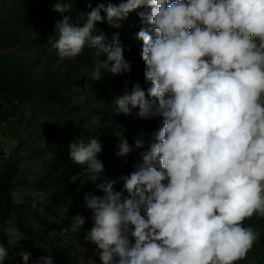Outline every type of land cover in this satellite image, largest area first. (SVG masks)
I'll list each match as a JSON object with an SVG mask.
<instances>
[{"label":"clouds","instance_id":"1","mask_svg":"<svg viewBox=\"0 0 264 264\" xmlns=\"http://www.w3.org/2000/svg\"><path fill=\"white\" fill-rule=\"evenodd\" d=\"M138 9L149 26L137 39L150 87L137 84L117 97L116 113L138 109V118L158 116L163 124L136 170L117 179L105 174L97 138L68 145L82 169L69 182L102 193L84 195L94 222L84 239L97 246L102 264H237L259 237L243 222L264 217V0H126L98 5L82 26L63 15L72 11L70 0H57L56 55L73 60L86 45L98 48L106 59L95 63L96 82L130 72L118 37L105 44L95 25L104 22L101 11L118 28ZM116 135L115 154L125 162L144 147L142 139L133 148L122 131ZM84 224L81 215L72 217L71 231ZM19 255L28 264L31 254ZM7 258L0 245V264Z\"/></svg>","mask_w":264,"mask_h":264},{"label":"rangeland","instance_id":"2","mask_svg":"<svg viewBox=\"0 0 264 264\" xmlns=\"http://www.w3.org/2000/svg\"><path fill=\"white\" fill-rule=\"evenodd\" d=\"M93 2L83 0V5L87 7ZM2 31L11 32L23 46L0 50V77L4 84L0 87V184L9 161L13 172L10 218L3 220L0 210V245L8 250V258L3 264H23L19 255L21 251L31 254L28 264H36L41 257L49 255L53 264H102L97 246L84 239L94 224L92 211L84 205V195L90 192L99 196L102 193L93 184L81 187L80 181L69 182L71 176L82 169L70 159L68 145L79 139L87 141L119 132L115 122L116 108L113 112L108 111L89 90L87 83L78 80L89 77L100 88L109 85L110 81L106 77L94 81L92 71L95 65L87 66L77 57L60 60L53 47L59 37L39 33L24 38L5 15L0 19V33ZM28 51L42 53L43 71L33 69L34 55ZM5 56L9 59L4 60ZM24 66H30V69ZM59 89L63 97L71 99L72 106L56 93ZM45 135L56 139L65 151L63 157L49 152ZM33 179L44 182L51 191L73 187L76 194L61 195V201H57L37 186L27 184ZM122 187V181L115 185L119 191ZM39 193L44 194L43 198ZM26 202L34 215L39 214L48 224L30 216L24 208ZM90 213L92 215L88 217ZM76 215L84 217L85 224L73 233L70 222ZM17 220L33 232V239L16 228ZM50 223L64 228L58 230ZM243 223L246 227H253L259 237L247 258L238 264H264V217L254 215Z\"/></svg>","mask_w":264,"mask_h":264},{"label":"trees","instance_id":"3","mask_svg":"<svg viewBox=\"0 0 264 264\" xmlns=\"http://www.w3.org/2000/svg\"><path fill=\"white\" fill-rule=\"evenodd\" d=\"M92 5L87 7L83 5V0H70L72 3L71 13H64L63 15H71L72 22L74 24L83 25L88 13L96 8L98 5L103 4L107 7L109 4L113 6H119L120 3L126 2V0H93ZM171 2V0H170ZM57 0H0V19L5 15L11 23L15 25V29L21 32V36L29 38L32 35H38L39 33H45L52 38L58 37L56 32V25L62 19L60 13L55 12L54 6ZM144 9H138L129 13L126 20L120 22V27H110L106 21V13L101 11L100 15L104 18V22L97 23L95 28L96 34L103 33L105 36V44L112 45L114 43V37H118V44L123 49V56L127 62H130V72L121 74L119 76H111L105 73L110 84L106 87L100 88L89 77H81L79 82L87 83L89 90L92 91L96 99L103 104L108 111H114L116 108L115 99L125 92L130 93L134 85L139 84L140 87L147 91L150 87L149 83L145 82L144 71L145 65L141 60L142 41L137 39V34L141 29L148 28L149 26L142 22L138 17V12ZM20 40L12 37L11 32L2 31L0 33V50H10L12 47L23 48L22 44H19ZM33 54V69H43V55L42 53ZM9 56H5L4 60L9 59ZM77 59L87 66L95 65L97 60L103 61L106 59V55L103 54L98 48H89L85 46L83 52L77 56ZM25 69H30V66H24ZM43 71V70H42ZM1 75V74H0ZM3 78L0 77V87L3 84ZM63 97V92L59 89V92ZM63 100L72 106L71 99L63 97ZM138 109H133L131 115L125 116L124 114H117L115 122L119 127V132H123L124 138H126L131 146L134 148V142L136 139H142L144 147L135 149L126 158V162L116 156L118 151L117 144L119 143V137L114 133H107L106 135L98 138L102 143V152L98 154L105 166V174L108 179H117L120 176H128L134 172L135 165L140 163V154L145 152L148 146L154 142L155 134L162 127L163 121L160 117H153L152 119H140L136 120ZM77 113V112H76ZM80 117L79 113L76 114ZM126 130V131H124ZM49 152L55 154L58 157H63L65 151L59 147L56 143V139L45 135L44 137ZM12 162L9 161L5 171V175L2 183L0 184V210L3 213V220L10 218L11 210V176H12ZM166 184L167 181H164ZM27 184L31 186H37L38 189L44 194L51 195L55 200L61 201V195L74 196L76 193L73 187H67L60 191H51L47 188L44 182H38L35 179L30 180ZM91 184V183H90ZM116 191H119L116 189ZM126 195V193H125ZM24 208L30 216L33 215L34 219L39 220L41 223L48 224L46 219L39 214L34 215V211H31L29 203H24ZM37 215V216H36ZM92 214L90 213L88 217ZM143 215V213H142ZM87 216V215H86ZM18 219V217H17ZM16 228L21 232L27 234L30 239L34 238L33 232L25 228L20 220L16 221ZM50 226L62 230L64 226L57 223H50ZM239 262V261H238ZM237 262V264H238Z\"/></svg>","mask_w":264,"mask_h":264}]
</instances>
